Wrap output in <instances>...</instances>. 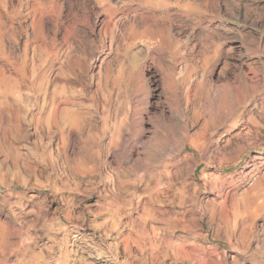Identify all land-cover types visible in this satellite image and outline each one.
<instances>
[{"label":"rangeland","instance_id":"obj_1","mask_svg":"<svg viewBox=\"0 0 264 264\" xmlns=\"http://www.w3.org/2000/svg\"><path fill=\"white\" fill-rule=\"evenodd\" d=\"M134 8L113 43L58 26L57 3L0 0V78L43 84L47 111L77 117L54 130L32 102L0 130V264H145L144 219L146 264H264V0Z\"/></svg>","mask_w":264,"mask_h":264},{"label":"bare ground","instance_id":"obj_2","mask_svg":"<svg viewBox=\"0 0 264 264\" xmlns=\"http://www.w3.org/2000/svg\"><path fill=\"white\" fill-rule=\"evenodd\" d=\"M49 1L51 3H57L61 9L60 14L58 15V17H56V23L58 24V26L61 25L62 28L66 24L65 22L68 20L70 14L72 17L71 20L72 22L75 23L90 22L91 26L97 25V21L99 22L101 21L98 15L99 10L104 11L106 17H109L108 13L105 11V8H107L108 5L105 4L107 5V7L106 6L104 7V5L102 4L103 0H100L99 3H97L96 0H76V1L71 0V2L70 0H49ZM111 3L119 7V5L117 4V0L116 1L111 0ZM170 5H171V0H142V3L139 6L142 8L149 7L146 13L150 14L151 17H155L157 15V12H159L160 10L169 9ZM133 7H136V5H134ZM166 15H168V13ZM132 27L134 31H136V29H140L142 32H149L153 28L152 25H148V24L147 25L133 24ZM0 60L3 59L0 58ZM13 78H11L8 74H3V76L0 78V130L4 131V133L6 134L13 133L12 131L15 130L16 126L18 125L17 121H22L28 114L31 115L33 118H35V114H32V112L30 111L32 102H35V104L37 105L38 107L37 109H39V114H46L48 119L52 120L51 124L50 123L49 124H50V128H54V130L62 131L65 128L64 127L65 123H68L67 121H71L73 123L77 122V117L75 116V114H73L74 112L72 110H68L64 108L63 109L64 111L62 110L59 111L58 110L59 106H54L48 111L45 109L44 99L46 98L48 92H47V88L42 87L43 84L37 87H35L36 86L35 85L33 89L27 88L28 91L27 92L22 85L23 78H21V80H17V78L16 79ZM30 91L32 93H30ZM43 95H44L43 102L42 103L38 102L41 96ZM60 112H62L65 115L61 117L59 115ZM214 118L216 120L222 121L226 118V115L217 112ZM252 122H254V120H252ZM255 122L258 123L257 121ZM16 132H18V130ZM165 190L166 189L158 190L155 194L152 193L148 197L147 202L153 206L147 213L151 220L156 219L155 217L156 211L159 212L160 209L163 207V206L158 207L159 205L156 206V204L160 202L159 198L162 196L163 193L166 192ZM260 194H261L260 192H257L256 195L247 197V202L249 204L248 207L252 208L251 213H256L261 208L260 203H258L257 201L260 197L259 196ZM163 208L161 209L160 212L161 213L163 212L164 214L168 213V211L165 209L163 211ZM153 231H155V228L149 227V223L147 219H144L141 228L136 229L134 231L135 238H133L132 242L136 244L137 252L138 254L142 255V259L145 264L148 258L154 259L158 256L156 251L151 246L148 245L149 239L150 242L153 241L152 240ZM167 254L168 251H165L164 256H166Z\"/></svg>","mask_w":264,"mask_h":264},{"label":"clouds","instance_id":"obj_3","mask_svg":"<svg viewBox=\"0 0 264 264\" xmlns=\"http://www.w3.org/2000/svg\"><path fill=\"white\" fill-rule=\"evenodd\" d=\"M96 2L99 3L100 0H96ZM103 3L108 5V7L105 8V11L108 13L110 19L107 23L97 21V26L100 28V31L98 33L93 32L92 35L97 37L101 42L106 37L110 36L112 37L113 43H115L116 33L120 32V29L117 27V25L129 21L130 18H135L138 13L133 6H139L142 3V0H117L119 7L113 5L111 0H103ZM116 16H119V19H115ZM71 20L72 17L70 14L68 20L65 22L66 26L71 25ZM244 261L245 254L242 253L241 259L238 260L236 264H244Z\"/></svg>","mask_w":264,"mask_h":264}]
</instances>
